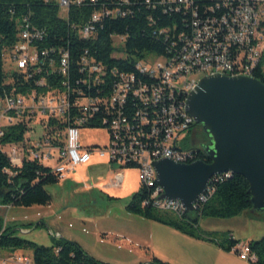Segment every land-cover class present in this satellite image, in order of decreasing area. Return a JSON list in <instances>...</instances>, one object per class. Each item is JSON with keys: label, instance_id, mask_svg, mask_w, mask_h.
<instances>
[{"label": "built area", "instance_id": "1", "mask_svg": "<svg viewBox=\"0 0 264 264\" xmlns=\"http://www.w3.org/2000/svg\"><path fill=\"white\" fill-rule=\"evenodd\" d=\"M83 1L59 0V8L68 12L71 6ZM159 5L165 13L183 11L190 17L186 30L177 35L180 51L170 58L161 57L162 62L140 59L133 72L109 67L88 51L75 54L80 57L75 66H71L70 54L63 49L52 51L56 60L46 62L50 53H39L32 45L40 33L29 26L20 28L19 42L4 56L8 66L5 84L10 88L0 94V139L11 127H25L21 141L0 145L9 166L19 168L25 162H36L64 180L97 154L110 166L138 169L139 188L148 190L142 207L176 218L187 213L178 200H174V205H164L160 198L163 191L154 184L153 162L159 158L195 161L196 148H181L177 143H185L183 135L195 125L186 113L184 96L203 77L209 73L222 75L224 68H231V73H244V67L258 71L264 53V0H160ZM120 14L117 9L103 7L85 23L71 28L81 39L95 40L98 22ZM116 38L123 41L122 37ZM39 62L47 63L45 72H41V66L36 67ZM44 73L54 77L55 84L49 85ZM20 74L26 83L32 80L33 85L18 93L12 75ZM259 74L264 79V72ZM38 124L42 133L32 140L30 134L35 133ZM92 125L108 133L103 148L82 147L79 142L80 129ZM53 153L57 155L55 160ZM52 160L55 164L50 166ZM122 182L119 170L107 186L118 188ZM211 195L212 189L208 187L197 199L193 212ZM151 199L160 200V207H152ZM237 251L240 260L253 263L254 254L247 242H240ZM17 264L30 261L20 257Z\"/></svg>", "mask_w": 264, "mask_h": 264}, {"label": "trees", "instance_id": "2", "mask_svg": "<svg viewBox=\"0 0 264 264\" xmlns=\"http://www.w3.org/2000/svg\"><path fill=\"white\" fill-rule=\"evenodd\" d=\"M123 1L84 0L80 5L71 6L66 18L61 19L59 6L52 0H0V94L2 90L7 91L10 88L5 84L7 76L4 71V56L17 45L20 28L25 26L40 33V37L35 39L32 45L39 53L41 51L50 53L45 59L46 62L50 59L56 60L55 51L63 49L70 54L71 66H75L76 60L80 58L77 56L88 51L89 55H93L97 61L109 67L133 72L134 64L148 54L170 58L179 53L180 45L176 39L178 34L186 30L190 20L187 14L175 10L165 13L164 8L159 5L160 0H148L149 4L146 3L147 0H126V3ZM103 7L108 10L117 9L121 14L117 17H105L98 22L95 40H83L78 37L71 27L85 23L93 13ZM161 31L168 32L161 34ZM114 37L123 38L119 46H115ZM52 51L54 53H51ZM46 64L39 62L36 67L41 66V72H45ZM260 71L264 72V53L258 64V71L252 68V77L257 79L258 76L259 81L264 84ZM75 75L78 76L76 72ZM42 76L49 85L55 84L54 77H49L45 73ZM22 77V74L12 75L18 93L30 90L33 85L32 80L29 84ZM73 114L74 111L71 113L74 117ZM98 127L92 125L87 128ZM24 133L25 127L22 125L11 127L0 139V145L21 141ZM195 150L197 151L195 160L205 162L202 151ZM59 181L50 168L36 162H25L19 168H12L0 151V205L5 207L48 205L51 197L45 187ZM208 187L212 189V195L208 200L195 212L185 213L181 218L142 207L141 202L148 193L146 188H139L131 195L125 210L129 214L166 226L191 239L211 244L224 252L233 251L237 255L240 240L233 238L230 232L222 239L216 238L214 233H203L199 223L202 219H231L247 211L256 212L250 202L248 183L239 175L226 174L211 179ZM151 206L153 207V199ZM14 231L15 229L8 228L0 217V251L28 249L32 252L33 264H107L89 256L76 242L60 238L53 246L46 247L24 240ZM247 243L255 256V262L250 264H264V236ZM140 264L168 263L153 256L149 262Z\"/></svg>", "mask_w": 264, "mask_h": 264}, {"label": "rangeland", "instance_id": "3", "mask_svg": "<svg viewBox=\"0 0 264 264\" xmlns=\"http://www.w3.org/2000/svg\"><path fill=\"white\" fill-rule=\"evenodd\" d=\"M52 1L59 6V0ZM66 16V10L59 8V18L65 19ZM121 43L118 38L114 40L115 46ZM144 60L149 63L163 61L154 54L146 55ZM7 69L4 63V71ZM199 132L200 129L195 128L192 133L184 134L186 142L177 145L194 148L193 141ZM41 133L42 127L38 124L30 138L34 140ZM107 141L108 133L102 127L80 129L82 147L103 148ZM56 156L53 153L54 160ZM54 160L49 162L50 166L55 164ZM90 162L96 166L85 168L90 163L80 166L66 179L45 187L51 197L48 205H0V217L24 240L46 247L53 246L60 238L70 240L79 244L89 256L107 264H140L149 262L152 256L169 264H218L221 261L217 259L218 249L209 244L126 212L128 199L139 189L138 169L121 170L109 166L108 161L97 154L92 155ZM119 170L124 176L121 186L108 187ZM86 186L91 190L85 191ZM199 226L201 232L214 233L218 239L227 237L230 232L241 243L257 241L264 236V212L247 211L231 219H202ZM208 248L215 251L209 253ZM221 252L227 255V264H237L234 258H239L233 251ZM20 257L28 258L33 264L32 252L28 249L1 250L0 264H17Z\"/></svg>", "mask_w": 264, "mask_h": 264}, {"label": "water", "instance_id": "4", "mask_svg": "<svg viewBox=\"0 0 264 264\" xmlns=\"http://www.w3.org/2000/svg\"><path fill=\"white\" fill-rule=\"evenodd\" d=\"M185 110L210 140L201 150L210 163L153 162L160 198L178 200L192 213L213 177L239 175L248 183L252 209L264 212V84L247 76H206L189 92Z\"/></svg>", "mask_w": 264, "mask_h": 264}, {"label": "bare ground", "instance_id": "5", "mask_svg": "<svg viewBox=\"0 0 264 264\" xmlns=\"http://www.w3.org/2000/svg\"><path fill=\"white\" fill-rule=\"evenodd\" d=\"M252 68L253 67H244V73H231V68H224V73H222V75H227V76H230V77H234V76L252 77ZM215 74H218V73H209V76L215 75ZM189 92L190 91H187L186 96H184V105H185V102H186V99H187V96H188ZM160 159H167V160H170V161H172L174 163H178V164L185 163V160L182 159V158H159V160ZM186 163L188 164V162H186ZM222 175H226V174H222ZM218 176H221V175H218ZM218 176H215V177H218ZM215 177H213V178H215ZM155 178H156V174H155V170H154V181H155ZM155 183H156V181H155ZM164 205H174V200L164 199ZM153 207H160V200L153 199ZM251 262H255V256L254 255H251Z\"/></svg>", "mask_w": 264, "mask_h": 264}, {"label": "crops", "instance_id": "6", "mask_svg": "<svg viewBox=\"0 0 264 264\" xmlns=\"http://www.w3.org/2000/svg\"><path fill=\"white\" fill-rule=\"evenodd\" d=\"M97 165H99V164H97ZM93 166H96V163H92V162H90V164H89V166H87V167H85V168H90V167H93ZM110 166V165H109ZM122 176H123V174H122ZM123 179H124V176H123ZM86 190L85 191H89V190H91V188L90 187H88V186H86V188H85ZM110 195V194H109ZM110 196H114V197H120V196H115V195H110ZM139 217V216H138ZM141 218V217H140ZM143 219V218H142ZM56 235H60V233L59 232H56ZM236 239V238H235ZM208 244V243H207ZM209 246H211V247H214V248H216L215 246H213V245H211V244H209ZM83 249V248H82ZM216 249H218V248H216ZM211 250L212 251H215V250H213V249H211V248H208V251H209V253H211ZM216 254H217V259H220L221 261H218V264H227V261H226V258H227V255H223V253L221 252V250L220 249H218V250H216ZM153 257V256H152ZM222 258H223V261H222ZM234 261L237 263V264H250V263H244V261H242V260H240V259H237V258H234ZM169 264V263H168Z\"/></svg>", "mask_w": 264, "mask_h": 264}, {"label": "flooded vegetation", "instance_id": "7", "mask_svg": "<svg viewBox=\"0 0 264 264\" xmlns=\"http://www.w3.org/2000/svg\"><path fill=\"white\" fill-rule=\"evenodd\" d=\"M195 128L200 129V132H199L200 134L198 135V138H196V140L193 141V144L195 145L194 148L203 151L204 147L210 144V140H209L208 136L203 132L200 125H194V127H192V129L189 131V133H192ZM203 159L206 163L210 162V160H208L205 157Z\"/></svg>", "mask_w": 264, "mask_h": 264}]
</instances>
